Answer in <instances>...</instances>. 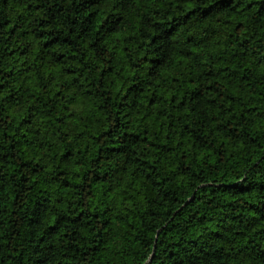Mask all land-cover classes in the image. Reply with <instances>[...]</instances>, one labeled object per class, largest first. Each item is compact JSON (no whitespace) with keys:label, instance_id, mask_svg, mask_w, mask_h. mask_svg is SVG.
<instances>
[{"label":"trees","instance_id":"1","mask_svg":"<svg viewBox=\"0 0 264 264\" xmlns=\"http://www.w3.org/2000/svg\"><path fill=\"white\" fill-rule=\"evenodd\" d=\"M0 264H264V0H0Z\"/></svg>","mask_w":264,"mask_h":264}]
</instances>
